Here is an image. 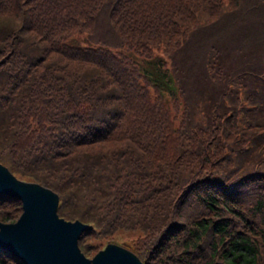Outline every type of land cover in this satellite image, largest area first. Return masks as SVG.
I'll return each mask as SVG.
<instances>
[{
	"label": "trees",
	"instance_id": "1",
	"mask_svg": "<svg viewBox=\"0 0 264 264\" xmlns=\"http://www.w3.org/2000/svg\"><path fill=\"white\" fill-rule=\"evenodd\" d=\"M0 161L88 256L140 229L143 264H264V0H0Z\"/></svg>",
	"mask_w": 264,
	"mask_h": 264
},
{
	"label": "water",
	"instance_id": "2",
	"mask_svg": "<svg viewBox=\"0 0 264 264\" xmlns=\"http://www.w3.org/2000/svg\"><path fill=\"white\" fill-rule=\"evenodd\" d=\"M0 193L20 198L23 208L16 220H0V247L26 264L144 263L127 243L116 241H108L92 256L86 255L78 240L93 225L59 215L57 191L40 182L19 178L1 161ZM36 218L44 222V228L34 227Z\"/></svg>",
	"mask_w": 264,
	"mask_h": 264
},
{
	"label": "rangeland",
	"instance_id": "3",
	"mask_svg": "<svg viewBox=\"0 0 264 264\" xmlns=\"http://www.w3.org/2000/svg\"><path fill=\"white\" fill-rule=\"evenodd\" d=\"M67 42L72 43V44L74 43V44L84 45L86 44L87 41L84 35L76 34L72 38H69ZM140 234H141L140 229H118L114 233V239L116 240V242H119V243H127V242H132V240H134ZM105 244L103 246H105Z\"/></svg>",
	"mask_w": 264,
	"mask_h": 264
},
{
	"label": "bare ground",
	"instance_id": "4",
	"mask_svg": "<svg viewBox=\"0 0 264 264\" xmlns=\"http://www.w3.org/2000/svg\"><path fill=\"white\" fill-rule=\"evenodd\" d=\"M34 227H41V228H44V222L43 221H41L40 219H35V221H34ZM49 243H51L52 244V242L51 241H49ZM104 247V246H103ZM102 248V247H101ZM100 249V248H99ZM98 249V250H99ZM97 250V251H98Z\"/></svg>",
	"mask_w": 264,
	"mask_h": 264
}]
</instances>
